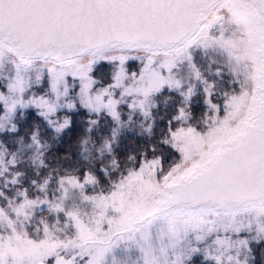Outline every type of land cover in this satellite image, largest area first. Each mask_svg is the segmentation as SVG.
I'll return each mask as SVG.
<instances>
[{
	"label": "snow or ice",
	"instance_id": "6c2138e0",
	"mask_svg": "<svg viewBox=\"0 0 264 264\" xmlns=\"http://www.w3.org/2000/svg\"><path fill=\"white\" fill-rule=\"evenodd\" d=\"M0 264H264V0H0Z\"/></svg>",
	"mask_w": 264,
	"mask_h": 264
}]
</instances>
